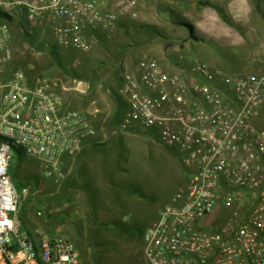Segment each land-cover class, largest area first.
Wrapping results in <instances>:
<instances>
[{
    "label": "built area",
    "instance_id": "2783aa9c",
    "mask_svg": "<svg viewBox=\"0 0 264 264\" xmlns=\"http://www.w3.org/2000/svg\"><path fill=\"white\" fill-rule=\"evenodd\" d=\"M138 0H0V13L50 31L67 51L89 53L97 33L138 18ZM11 23H0V264H82L72 240L25 229L31 187L10 177L14 148L60 178L97 136L94 113L68 93L90 86L42 78L11 66ZM179 52V51H178ZM166 54V55H165ZM145 57L122 72V129L140 126L177 149L189 180L145 230L149 264H264V75H233L184 51ZM97 111H95L96 113ZM221 212L227 216L216 224ZM213 217L212 220L210 218Z\"/></svg>",
    "mask_w": 264,
    "mask_h": 264
},
{
    "label": "rangeland",
    "instance_id": "374dc122",
    "mask_svg": "<svg viewBox=\"0 0 264 264\" xmlns=\"http://www.w3.org/2000/svg\"><path fill=\"white\" fill-rule=\"evenodd\" d=\"M108 1L111 7L116 8L127 0ZM145 1L138 0L137 19L122 18L125 28L120 29L118 24L112 32L104 34V38L95 41L93 49L86 54L64 53V47L56 43L49 30L34 24L27 25L23 17H17V23L10 25L13 68L24 70L31 81L49 78L68 85L77 78L89 84L87 94L68 93L66 98L71 106L94 113L96 139L107 149L101 152L103 157L106 155V180L112 183L106 186V192H125L132 197L141 193L144 196L142 204L147 206L146 209H76L81 205H91L85 172H76L69 164L64 167L62 177H46L36 160L21 158L14 152L10 177L20 191L22 183L31 187L23 211V215L29 218L24 222L25 229L31 233L44 230L53 236L70 238L82 264H149L144 254L143 235L161 210L154 197L165 192L168 200L189 180L187 168L183 165L184 158L177 149L163 145L148 129L141 127L143 130L134 134L122 129L126 112L118 97L122 72L145 57L162 59L164 56L154 51H162L164 47L161 46L166 40L154 39L153 33L158 30L165 33V29L156 24L155 30L147 29L148 21L141 18L146 13L147 16L158 14L159 10L155 7L146 10ZM2 21L0 19V23ZM126 31L144 43L146 49L125 37ZM152 39L156 40L152 43L153 51H148ZM184 42L181 41L179 52L213 62L212 65L226 73L264 75V54L259 47L252 58L256 63H253L244 60L243 54L224 50L215 40L199 42L206 47L201 56L198 54L200 50L193 46L198 44L191 40L190 46L186 47ZM54 46L57 51H54ZM178 51L165 52L176 56ZM243 62L247 63L249 71L238 70ZM76 199L79 203H75ZM226 216L227 212H221L216 224L223 219L225 222Z\"/></svg>",
    "mask_w": 264,
    "mask_h": 264
},
{
    "label": "crops",
    "instance_id": "0c3cea01",
    "mask_svg": "<svg viewBox=\"0 0 264 264\" xmlns=\"http://www.w3.org/2000/svg\"><path fill=\"white\" fill-rule=\"evenodd\" d=\"M144 7L146 10L154 7L159 10L158 14L156 12L154 15L147 16L148 13H146L141 17L148 21L149 25H146V28L155 30L153 27L156 24L165 29V33L159 30L153 33L154 39L166 40L167 43L161 46L164 47L162 51L156 49L154 51L156 54H165L169 50L177 52L182 45V40L185 41L186 47L190 46L191 40L198 44L193 46L200 50L199 56L206 52L204 44L200 45L199 42L206 43L210 40L217 41L224 47V50H230L231 53L243 54L244 60L253 63H256L252 58L255 57L254 54L258 47L264 54V0H146ZM122 20L119 22L120 29L124 27ZM181 23H189L194 26V35L197 40L192 38L187 27ZM126 33L125 37H130L133 41L141 44L142 49H146L144 43L138 41V38L131 32L126 31ZM154 39L149 42L148 51H153L152 43L156 41ZM239 66L238 70L249 71L247 63L243 62ZM129 130L131 132H127L134 134L143 129L137 125ZM96 138L97 136L88 141L82 152L69 160L67 164H70L71 169L75 168L76 172H85L88 177V190L91 191V205H81L76 209H146L147 206L142 204L144 196L141 193L132 197L125 192L111 193L109 190L108 193L106 192V186H110L112 183L106 180V155L103 157L101 152L107 149ZM79 196L82 197L81 194ZM174 196L175 194L170 195L168 200L165 192H160L155 196V202L157 201L161 205L158 209L174 203ZM75 203H79V200L76 199ZM24 209L26 207L23 208V211ZM23 211L22 216H24ZM23 219L24 222H27L29 218L24 216Z\"/></svg>",
    "mask_w": 264,
    "mask_h": 264
},
{
    "label": "trees",
    "instance_id": "16d2710c",
    "mask_svg": "<svg viewBox=\"0 0 264 264\" xmlns=\"http://www.w3.org/2000/svg\"><path fill=\"white\" fill-rule=\"evenodd\" d=\"M0 19L1 20H4V21H8L10 22L11 24H15L17 23L16 19L8 14H4V13H0ZM181 25L187 27V29L189 30L191 36L193 39H196L197 40V37H195L194 35V26L192 24H189V23H181ZM105 33H103L102 31L98 32L97 33V40L98 39H101L103 36H104ZM32 37V36H30ZM54 51H57V47L54 46ZM64 52V51H63ZM64 53H72L71 51H67L65 50ZM86 54V53H85ZM37 81V80H36ZM34 82V81H33ZM123 104V103H122ZM124 105V104H123ZM14 152L19 155L21 158H27V156L25 155V153L21 150V149H18V148H14ZM22 186H28L27 184H23L22 183ZM24 222V221H23Z\"/></svg>",
    "mask_w": 264,
    "mask_h": 264
}]
</instances>
